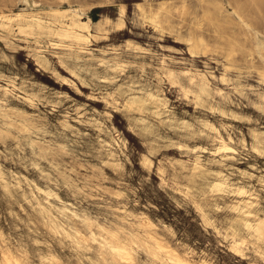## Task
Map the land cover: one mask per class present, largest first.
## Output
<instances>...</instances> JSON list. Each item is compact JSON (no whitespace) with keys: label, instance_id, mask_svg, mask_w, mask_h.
I'll return each mask as SVG.
<instances>
[{"label":"rangeland","instance_id":"rangeland-1","mask_svg":"<svg viewBox=\"0 0 264 264\" xmlns=\"http://www.w3.org/2000/svg\"><path fill=\"white\" fill-rule=\"evenodd\" d=\"M239 186L257 224L264 0H0V264H264Z\"/></svg>","mask_w":264,"mask_h":264},{"label":"bare ground","instance_id":"bare-ground-1","mask_svg":"<svg viewBox=\"0 0 264 264\" xmlns=\"http://www.w3.org/2000/svg\"><path fill=\"white\" fill-rule=\"evenodd\" d=\"M238 17V16H237ZM14 18V19H13ZM9 21H16L20 31L34 30L42 27L43 19L38 14H24L16 13L15 17H9ZM63 30L56 32V35L61 38H74L79 42H82V46L89 45L92 41V30L89 23L83 22L78 23L76 20L72 19L69 22H63ZM55 46L61 45L60 42H53ZM4 91L6 93H13L16 89L15 83L8 84L4 86ZM153 103L156 105V108L159 110L165 109L167 107L166 102L162 101V98L154 93H149ZM218 134L217 136V150L218 151H232L237 152V148L233 144V139L227 140L222 137L220 131L216 129ZM107 146H110L111 143L107 142ZM145 163H150L151 159L147 156L144 157ZM215 187L217 189L225 190L231 187L226 178L223 175H220V178L215 182ZM236 192L242 196V199L239 203L236 204L235 209L244 216L245 224L248 228L253 229L255 232L262 234L264 232V217H260L257 224H254L253 220L255 219V207L257 206L258 195L248 189L245 186H239L236 188ZM256 220V219H255ZM114 250L119 253L127 254L128 251L125 246L114 245ZM233 249L236 253H240V249L234 245ZM175 264H190L188 261L176 257L174 259Z\"/></svg>","mask_w":264,"mask_h":264}]
</instances>
